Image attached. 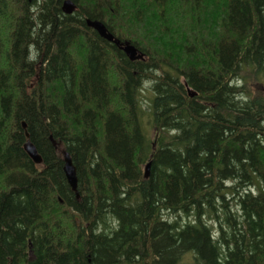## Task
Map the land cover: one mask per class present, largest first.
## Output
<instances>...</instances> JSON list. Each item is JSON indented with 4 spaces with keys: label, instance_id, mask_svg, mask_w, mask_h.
Masks as SVG:
<instances>
[{
    "label": "trees",
    "instance_id": "1",
    "mask_svg": "<svg viewBox=\"0 0 264 264\" xmlns=\"http://www.w3.org/2000/svg\"><path fill=\"white\" fill-rule=\"evenodd\" d=\"M63 1L0 0V264H264V0Z\"/></svg>",
    "mask_w": 264,
    "mask_h": 264
},
{
    "label": "water",
    "instance_id": "2",
    "mask_svg": "<svg viewBox=\"0 0 264 264\" xmlns=\"http://www.w3.org/2000/svg\"><path fill=\"white\" fill-rule=\"evenodd\" d=\"M75 5L71 0H64L61 5L62 11L70 15L75 10ZM86 25L88 28L94 30L102 39L106 40L109 43L114 44L118 49H120L131 61L141 59L142 56L138 53L137 49L131 45L129 42H121L114 38V36L109 33L104 26L99 21H91L86 20ZM189 97H194L195 93L193 91L187 90ZM24 128V125H23ZM28 138V135H26ZM23 150L26 153V155L29 157V159L33 162V164L37 166H41L43 161L41 156L38 154L36 148L33 146V144L27 140L23 145ZM62 161H63V173L65 175V178L67 180V183L72 191L76 192L77 189V179L75 174V168L72 164L70 155L68 152L63 151L62 152ZM149 166V165H148Z\"/></svg>",
    "mask_w": 264,
    "mask_h": 264
},
{
    "label": "rangeland",
    "instance_id": "3",
    "mask_svg": "<svg viewBox=\"0 0 264 264\" xmlns=\"http://www.w3.org/2000/svg\"><path fill=\"white\" fill-rule=\"evenodd\" d=\"M243 83L246 85L247 90L253 93V95H264V82L258 79H255L251 73L243 74ZM144 100H147L149 92L142 90ZM147 120L144 122L146 123ZM148 124V122H147Z\"/></svg>",
    "mask_w": 264,
    "mask_h": 264
}]
</instances>
